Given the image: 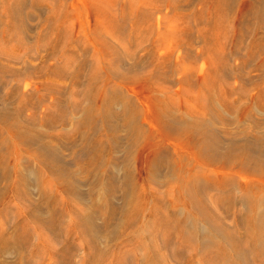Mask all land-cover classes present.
Returning a JSON list of instances; mask_svg holds the SVG:
<instances>
[{
  "label": "rangeland",
  "instance_id": "rangeland-1",
  "mask_svg": "<svg viewBox=\"0 0 264 264\" xmlns=\"http://www.w3.org/2000/svg\"><path fill=\"white\" fill-rule=\"evenodd\" d=\"M94 3H101L109 11L107 12L110 16L112 13V17L118 18L117 21L115 20L117 29L110 32L107 29L109 23L103 22V16L89 10L86 12V6L89 8ZM205 3V0H115L114 2H108V0H0V32H5V37L1 38L0 36V57H2V59L0 58V110L2 109L0 111V141H2L0 142V155L3 154L1 158L4 161L3 167L0 166V173L5 168L6 173L8 172V177L0 181V185L4 184L2 187L6 186L8 190L3 198L4 204L0 205V239L6 237L10 242V244L7 242L9 244L6 245L7 248H3L7 249L4 251L5 253L3 250L0 251V264H138V255L147 254L155 257L154 252H157V256L164 258L162 264L185 263L188 254H176L180 245L175 244L176 234L172 226L173 223L171 224V233L174 241L171 240V236L169 237L170 228H168L167 248L163 249L160 245L162 237L158 231L160 223L155 222L163 215H168L166 209L169 200L165 189L167 184L168 186L173 185L171 179L174 180L176 173H171L164 165L160 167L157 175H154L156 173H154L155 168L153 167L158 160L169 159L171 155L177 158L180 155L181 161L189 162V169L192 172L205 171L206 167L207 173L216 172L211 169L213 168L210 166L212 164L206 161L205 164L196 159L193 155V146H188L183 141L178 143L179 141L175 140L174 136L171 137V134L165 133V130L161 126L159 127L154 118L153 99L157 98L164 103L167 102L170 106L167 103L164 106L176 116L183 114L185 117H191L185 112V107H190V104H193L190 103V99L186 95L181 93L184 88L187 89L184 80L187 77L190 81L192 80V84L188 85L190 98L191 95L196 96L197 94L204 98L205 92L199 90L203 75L202 71L199 72V67L204 64L203 66L206 68L203 67V69L206 71L208 65L214 60L216 62L219 57L220 60L218 59L216 63L220 62L223 66L226 64L225 69L228 73L230 72V77H226L227 84L229 82V84L236 85V89L239 86L245 87L248 91V101L245 99L241 105H237L233 97L227 94L222 95V90L217 87V83L207 86L205 91L213 92L214 106L208 107L204 119L208 121V125L214 131L212 134L216 137L218 135V138L221 139L216 142L218 149L224 151L230 138L237 137L236 139L239 140L238 137L244 129H248L245 131L246 138H244L248 141L254 142L255 137L264 136V108L262 109L257 104L256 89L253 87L255 84L258 87V83L262 82L259 76L260 70H257L256 67L261 65L263 56L261 53L259 55L254 50L255 48H250L251 36H247L245 41L240 43L242 48L239 46L237 53L232 52L231 46H227L225 52L226 55L229 54L226 56L228 57L227 61H225L226 59L221 60V54L217 49L210 56L207 55L205 48L203 50V41L194 35L198 25L194 26L196 24L192 23V19H190L195 14L201 13L203 9L206 12L207 5ZM8 6L14 7L13 17L4 11ZM152 11L154 15L150 14ZM203 11L201 14L205 15L203 17H207ZM138 12L153 16L148 19L150 17L148 15L147 25L152 24L155 27V22L158 19L159 30L154 29L152 34L142 31V35L138 31L135 32V16L138 15ZM10 22L13 23V27L8 30L7 26ZM146 24L144 26H147ZM187 24H190L192 38L195 36L193 41L189 43L185 40L180 44H174L172 42L174 39L170 40L172 34L169 33L177 30L175 35H181L178 33L183 34L184 28L188 27ZM166 32L169 35L165 34ZM145 36L147 38H144ZM148 38L151 41L153 39L156 52H154L155 55L152 54L155 57H149V59L147 52L151 49V44L147 40ZM254 51L256 54H253ZM249 52H252L253 55L248 64L240 66L244 58L250 57ZM153 58L154 60H152ZM223 61L225 62L223 63ZM93 72L97 74L95 80H91ZM153 72H156L157 77L146 81V76H150ZM243 75L250 78L253 84L251 82L246 84L241 78ZM90 86L93 87L90 88ZM92 90L99 91L94 94ZM220 91L221 94H219ZM201 101L202 103L207 102L204 99ZM224 101L234 106L235 112L221 106ZM105 102H110L111 111L114 110L112 111L114 116L110 119L111 126L107 124L110 128L102 119ZM129 103L131 109L138 107V110L141 111L139 114L137 113L138 117L133 109V111H128ZM20 104L22 105L21 112L13 111V109L18 110ZM6 105L11 108L12 113L3 114ZM85 108H90L88 109L89 113L88 110L85 111ZM125 108L129 115L134 113L135 117L132 116L134 121L142 118L143 130L141 129L142 131L135 141L130 139V135L133 134L130 127L127 124L125 126L122 121ZM90 110L95 111L92 114ZM116 114H121V118ZM216 116L217 118L220 116V118L217 119ZM3 121H7V123ZM15 121L21 124L20 130H25L23 134L31 135L36 143L22 142V144L14 134L12 135L10 128H8L10 132L8 131V125L10 127V124ZM3 124L6 125V128ZM40 145L50 146L52 149L50 152L42 153ZM260 145H264V143L262 142ZM154 151H159L158 156ZM51 153H54V158L58 155L57 159L52 161L61 166L59 167L61 168V179L55 171L46 166V161L52 158ZM95 153L97 160H93ZM99 166L101 167L99 168ZM231 171L226 191L220 190L219 192L217 190V192L213 187L206 189V194L209 193L206 196L213 195L211 197L213 202H211V198H208L206 202L210 206H207L208 214L215 220L213 218L209 221L203 219L198 222V225L206 234L214 229V226L219 225L221 231H230L236 240L239 238L242 240L241 235L238 236L241 231L240 224H238L240 216L238 211L241 212L240 214H244L242 199L245 195L239 191V184L243 183L247 177H254L260 180V185L264 186V176L243 174L238 165L234 166ZM127 176L130 178L128 179ZM126 180L131 181L127 189L124 188L127 187ZM202 180L199 177L196 180L200 186L203 185ZM133 182H137L138 186L143 185L141 187L145 188L147 192L149 191L150 194L154 193L161 197L162 203L159 204L160 207L155 216H150L149 212L154 202L148 203L149 206L143 212L146 214L141 217V223H144L141 227L143 229L138 227L133 230L130 226V228H122L120 224L119 232L115 225L119 223V220L124 222V215L121 211L129 203L123 200V197L126 196L125 192L128 193V201L130 197L134 200L135 194H137L132 188ZM14 183H17V192H14ZM66 184L70 185L69 189ZM111 184H115V188ZM232 192L238 194L239 201L230 207L228 195ZM215 195H219L220 204L214 201ZM240 196H243L241 200ZM255 197L258 200L257 213L262 216L264 222V195L260 196L257 193ZM108 198L114 201V205H112L114 208L121 206V209L120 213L116 211L113 224L104 230L102 228L103 221L112 210ZM223 203L222 209L221 204L223 206ZM218 204L220 206H217ZM33 208L49 221L53 230L58 234L57 236H52L55 234L51 233L48 228L46 230L44 225V228L41 229L42 225H38L39 222L35 221L36 218H31L33 219L31 220L29 218L32 216L27 217L28 211ZM168 208L170 209V207ZM178 209L182 215H187L182 206ZM186 209L188 211V208ZM233 209L237 210V213ZM78 211L83 215H79ZM86 212L90 215L94 214V217ZM87 218H91L90 221ZM166 218L168 217L166 216ZM234 219H237L238 222L236 223ZM76 221L80 222L78 225L86 224L96 227L94 232L97 233L96 236L100 240L102 239L101 242L99 241L101 251L96 253L92 250L93 252H91L87 248L88 242L86 241L90 239L88 233L87 236L84 233L72 235L74 232L71 230H74L73 227L77 225L74 224V222L77 223ZM110 229L116 230L112 233ZM107 231L114 235L107 238ZM117 231L118 234H115ZM141 240L146 242V249L144 248L145 244L141 250L135 247ZM69 242L72 247L68 250ZM211 246L208 250L214 248ZM51 250H54L56 256L50 253ZM95 257L98 260H94ZM249 261L254 264L252 260Z\"/></svg>",
  "mask_w": 264,
  "mask_h": 264
},
{
  "label": "bare ground",
  "instance_id": "bare-ground-1",
  "mask_svg": "<svg viewBox=\"0 0 264 264\" xmlns=\"http://www.w3.org/2000/svg\"><path fill=\"white\" fill-rule=\"evenodd\" d=\"M110 1L114 2L115 0H108V2H110ZM205 2H206L205 4L207 5L206 12H205V9H203L204 11L203 10L202 11H203V13L207 14V17H203L205 15L201 14L202 13V11H201V13H197V14H195L194 16H192L190 18V19H192L191 20L192 23L196 24L194 26L198 25L196 27L195 34H194V31H193V34L196 37H198L199 40L201 39V41H203V46H204L203 50L205 48L206 53H208L207 55L210 56V54L214 53V50L217 49V51L220 52V54H221V58H222L221 60H225L226 59L225 61H227V59H228V57H226V56L229 55V54L226 55V53H225L226 49H227V46H231L230 49L232 50V52L237 53V52H239L238 51V47L240 46L242 48L240 43L244 42L245 38L247 36L248 37L251 36L252 42L250 44V48L251 47H252V49L255 48L254 50H256L259 53V55L261 53L262 56H263L262 60H261V65H260V63H259L260 66L257 65V67H260V68L258 69L256 67L257 70H260L259 76H260V79H261L262 82L258 83L259 84L258 87H257L256 84H255V86L253 85V87L256 89L255 97H256L257 104L260 105L262 107V109H263L264 108V0H205ZM175 4H176V2H175ZM205 6H204V8H205ZM156 7H154V8H156ZM89 8L86 6V12H88V10H89V11H92L94 14H99V15L103 16V18H102L103 22L106 21L107 23H109L107 25V29L110 32H113L115 29H117L115 20L117 21L118 18H116V16L112 17V13H111V16H110L109 13H108L109 11L106 10L105 9L106 7L104 8L103 5H101V3H99V4L98 3L97 4L94 3ZM4 11L7 13V15L9 14L11 17H13L12 14L14 13V7L10 8V6H8L7 8L4 9ZM150 14L154 15L153 11ZM150 14H144V12L143 13L138 12V15H136L134 13V16L136 15L135 16V18H136L135 20L136 21H135V24H134V26H136V30H134L135 32L138 31L140 33V35H142L141 34L142 31H143V33H144V31H146L149 34L152 31H154V29L155 30H159L158 29L159 28L158 27V19H157V21L155 20L156 22L154 21L155 22V27L152 24H148V25L146 24L147 17ZM134 16H132V17H134ZM210 16L212 17V19H211ZM151 17L153 18V16L150 15V17H148V19L151 18ZM150 23H152V22H150ZM12 24L13 23H11V22L8 24V26H7V28L9 27L8 30L13 27ZM144 24H146L147 26H144ZM189 25H188L187 28H184L185 31L183 32V34L182 33H178V34H181V35H175V32L177 30L176 31L174 30L175 32L172 31V33H169L170 35L172 34L170 36L171 39L170 38H168V39H170L171 41L174 39L172 42H174V44H176V45L180 44V42L181 43L185 42V40L189 41V43H191V41H193L192 39L195 36L192 38V31L190 30ZM184 29H182V30H184ZM182 30L181 31L179 30V32H182ZM114 34H115V32H114ZM165 34H168V33L166 32ZM136 35L138 36L139 34H136ZM0 36H1V38L5 37V32L1 31L0 32ZM148 37H150V36L148 35ZM144 38H147V36H145ZM144 38H142L143 42H145ZM147 40L151 44V49L148 50V52H147V54L149 55V56L147 55L148 59H149V57H155V56H152V54L155 55L156 52L154 50V41H153V39H152V41L149 38ZM148 41H147V43H148ZM155 45H158V44H155ZM148 48H150V47L148 46ZM248 50H246V52H248ZM218 52H216V53H218ZM251 53L249 52L250 57L248 59H245L243 57L244 60L241 61L240 66L241 65H243V66L247 65L248 62H249V59L252 57V55L256 54V52L253 53V54H251ZM244 56H245V54H244ZM246 57H248V56H246ZM0 58L2 59V57H0ZM218 59L220 60L219 57H218ZM152 60H154V58ZM217 60H216V62H218ZM225 61H223V63ZM7 62H9V61H7ZM216 62L214 60L210 65H208L209 67L206 69V71H204V69L206 68L205 66H203L204 64L203 65L201 64L200 67H199V72L202 71V74H203L201 76L202 82H200V83H202V85H201V87L199 86L200 87L199 90H202V91L205 92L203 94V96H205L204 98H201L200 94L199 95L197 94L196 96H194V95L192 96L191 95V98H190L189 97V95H190L189 92L190 91L188 89V85L192 84V80L190 81L189 77H187V76H186L187 78L184 80V84L187 86V89L185 90V88H184V90H185V91L183 90L184 93H183V91L181 93L183 95H186L190 99V100L189 99H187V100H189L190 103L193 104V105L190 104V107H185V112L187 114L191 115V117H185L183 114L181 116H176V115L172 114L171 112H169L166 109L167 107L164 106V105L168 104L167 102H166L167 103L166 104L163 101L158 100L157 98L153 99L154 105H155V107H154V114H155L154 118H155L156 122L159 124V127L161 126L165 130L164 131L165 133L171 134V137L174 136V139L175 140L177 139V141H179L178 143L183 141L184 143H186V145L193 146L192 147L193 148V155H195L196 159L200 160L201 162H203L205 164H206V162L212 164V165H210V164L209 165L213 166V168H211V169L215 170V172H216V173H214V171H213V174H211L208 171L210 174L207 173L206 172V168L207 167L205 168V171L203 170L201 172L200 171L192 172V170L189 169V166H190L188 164L189 162H186V160H182L181 161V159L179 158V156H180L179 154H181V153L178 154L179 156L177 158L172 157L173 155H171L170 156L171 158L166 159V160L164 159L165 161L164 160H158V162L155 163L153 168H155V172L154 173H156V174H154V175H157V172L161 169L160 167L164 166V165L167 166V168L170 170L171 173H173V174L176 173V177H175L176 179L175 178H174V180L171 179V181H173V185L172 186H168V184H167L166 185L167 187L165 189V194H167L168 200H169L168 207H170V209L168 207L166 209V211L168 212L167 213L168 215H166V216L168 218H166V216L163 215L161 218L156 219V221H155V222H159L160 223V227L158 228V231L160 232L159 234L162 237V239L160 241V245L162 246L163 249L167 248L166 247L167 246L166 243H167V238H168V235H167L168 234V228H170L169 237L171 236V240H173V235L171 233V229H172L171 227L173 226L174 229H175V234H176V237L174 238L175 239V244L176 245H178V244L180 245V248L179 249L177 248V250H176V254H181V255L184 254V253L188 254V255L186 254L187 255V259H186L184 264H205V263L206 264H216V263L217 264H251V262L249 260H252V262H254V264H264V222L262 220V216L257 213L258 200H256V197H255V194H257V193L260 194V196L264 195V186L259 184L260 183L259 179H256L254 177L253 178L252 177H250V178L247 177L246 179H244L245 181L243 183L239 184V187H240L239 191L243 192L242 194L245 195V197L240 196V200L243 197V199H242V201H243L242 202V204H243L242 211L244 212V214H240L241 212L238 211V215H240L238 217L239 222L237 221V219H234V221L236 220V223L238 222V224H240L241 228L240 227L239 228L241 229V231L238 233V236L241 235L240 237H242V240L240 238H239L240 240L239 239L236 240L235 236L230 231L229 232H226V230L225 231H221V229H220L221 227L220 228L218 227L219 225L218 226H214V229L209 231L208 234L203 233V231L200 229V227L198 225V222L203 221V219L204 220L206 219V220L209 221V220H211L213 218V217L211 218L210 214H208L209 213L208 207H210V206H208L207 202H206V201H208V198L210 199L211 197H213V195L212 196L208 195L209 197L206 196L207 194H209V193L206 194L207 190L210 189V188L212 189V187H213V189H216V191L219 190V192H220V190L221 191L225 190L226 186L229 185V181H228L229 180V176H230L229 174H232L231 170L234 168V166L238 165L240 170H241V173L243 172V174L246 173V174H248L250 176H252V175H258V176H261V177L264 176V145H260L262 142L264 143V136L255 137L254 138V142L248 141V140L244 139V138H246L245 131H247L248 129L247 130L244 129L243 131H241L240 137H238L239 140L236 139L237 137L236 138L234 137L235 139L230 138L228 143H227L226 149L224 151H221V150L218 149V146L216 144V142L218 140H221V139L218 138L219 137L218 135L216 137V136H214V134H212V133H214V131L211 130V127L208 125V121L204 119V117L206 116V115L204 116V114H206V111H207L208 107H211L210 105H213V103H214L213 98H212L213 97V92L210 91L208 93V92L205 91L207 89L208 85H213V84L217 83V85H218L217 87H219V89L222 90V95L227 94V95L233 97V100L236 102L237 105L238 104L241 105V103H243L242 101L245 100V99H246V101H248L247 100L248 99V91L245 89V87L242 86L243 88H241V86H239V88H237L238 89L237 90L236 89V85L229 84V82L227 84L226 77L227 78L230 77V72L228 73V71H226V69H225V67L227 65L225 64V66H223V64H221L220 62L219 63H216ZM203 67H204V69H203ZM153 73L150 74V76L147 75L148 77L146 76V78H145L146 81H147V79H151L152 77L153 78L157 77L156 72H153ZM58 74H57V76H58ZM55 75H56V73H55ZM96 76H97L96 72H93V76H92L91 80H95ZM234 77L236 78V76H234ZM241 78H243L242 80H244L246 84H249V82L252 83L251 79L246 77L245 75H243ZM251 83H250V85H251ZM91 87H93V86H90V88ZM95 92H94V94H95ZM197 92H200V91H197ZM219 94H221V91L219 92ZM219 94H218V96H219ZM94 96H96V95H94ZM91 97H92V95H91ZM253 97H251V98H253ZM4 99H6V98H4ZM107 99H109V98H107ZM201 99L202 100L204 99V101L207 100V102L206 103L205 102L202 103ZM109 103L110 102H105L104 103V113H103V118L102 119H103V121H104V123L106 125L109 124V126H111L110 125V123H111L110 119L114 116L113 112H112L114 110L111 111L112 105H111V103L110 104ZM21 104L18 105V107H19L18 110L17 109H13V111L15 110L16 113H17V111H19V113H20L21 112V108L20 107L22 106ZM91 104H94V103H91ZM112 104H113V102H112ZM160 104H162V105H160ZM130 106L131 105L129 103V107L127 106L129 108L128 111L133 109L134 111L133 110L132 111L136 112V116H137V113L139 114V112H141L140 110H138V107L137 108H135V107L133 108L132 107V109H131ZM168 106H170V105L168 104ZM221 106L225 107L226 109L232 110V111L235 110L234 106H232L231 104L226 103L225 101H224L223 105H221ZM244 106H246V105H244ZM90 108H88V109H90ZM97 108H96V110H97ZM99 108H100V106H99ZM247 108H245V109H247ZM85 109H86L85 111L87 112L88 109L87 108H85ZM112 109H114V108H112ZM126 109L127 108H125V110L123 112L122 121L125 124V126L127 124L130 127L131 131L133 132V134L131 132L132 136L130 135V139H131V141H135L137 139V137H139L138 135L143 130L142 129V125L143 124H142V120H141L142 118L140 120L138 118V120L134 121L133 120L134 118L132 119V116H134L133 115L134 113L133 114L130 113L131 115H129V113H127L128 111ZM176 109H178V108H176ZM3 110H4L3 114L4 113H9L10 114V113L13 112V111L11 112V108L8 107L7 105L5 106V108ZM247 110H249V109H247ZM93 111H95V110H92L90 113L93 114ZM217 112H218V110H217ZM88 113H89V110H88ZM175 113H176V111H175ZM18 114H16V115H18ZM94 115H96V113ZM120 115L121 114H118V115L116 114V116H119V118H121L122 115L121 116ZM140 117H141V113H140ZM4 118H6V117H4ZM17 118H19V117H17ZM216 118H217V116H216ZM218 118H220V116H218ZM7 120H9V119H7ZM221 120H222V118H221ZM103 121H101V122H103ZM3 122L7 123V121H3ZM3 122H1V123H3ZM82 124H83V122H82ZM4 125L5 124H3V126ZM109 126L107 125V127H109ZM104 127H105V125H104ZM5 128H6V125H5ZM8 128L11 129L12 135L14 134L19 139V142H21V143L22 142L23 143H32V144L34 142L36 143V140L33 139V137H31V135L28 136L26 134H23V132H25V130L24 131L20 130L21 129V124H19L18 122L15 121V123H11L10 127L8 125L7 129ZM24 129H25V127H24ZM130 129H128V130H130ZM8 131L10 132L9 129H8ZM169 134H168V136H170ZM2 140H3V138H2ZM0 142H2V141H0ZM51 149L52 148L50 146H41V152L42 153L45 152V151L46 152H50ZM154 152H155V155L158 156L159 151H154ZM2 155H0V166L3 167L4 161L1 158ZM47 156H49L48 153H47ZM51 156H52V158L50 157L51 160L49 159V161H46V166L50 170L55 171L57 173V175H59V178H60L61 168H59V167H61V166L54 164V161H52L58 155L55 156V158H54V153H51ZM164 157H166V156H164ZM181 157H183V156L181 155ZM58 158H60V157H58ZM154 158H157V157H154ZM93 160H97L96 153L94 155V159ZM56 162H58V161H56ZM92 163H94V162H92ZM208 163H207V165H208ZM201 165H203V164H201ZM191 166H193V165H191ZM100 167L101 166H99V168ZM201 168L204 169L202 166H201ZM5 170H6V168H5ZM5 170L1 171V173H0V181H1V179L3 181V178H7L8 177L7 176L8 172L6 173ZM182 171H183V173H182ZM63 172L65 173V171H63ZM56 173H54V174L56 175ZM241 173L239 172V174H241ZM215 174H220V175L216 176ZM233 174H234V172H233ZM129 175H130V173H129ZM198 177H199V179L200 178L203 179L202 180L203 181V183H202L203 185H201V186L196 181L198 179ZM62 178H63V176H62ZM129 178L130 177H128V179ZM98 180H100V179H98ZM127 180H126L127 187L126 186L124 187L126 189L129 187V184L131 182V181L129 182ZM19 181H20V179H19ZM112 184H111V186L113 188H115L114 187L115 184L114 185H112ZM263 184H264V182H263ZM2 185H4V184H2ZM2 185H0V205L4 204L3 203V198H4L5 194L8 191L6 186L2 187ZM138 185L139 184H137V182H133V187L132 188H134V190L137 192V194H135L136 197H135L134 200L130 199L131 198L130 197L129 201H128V193L125 192L126 196L123 197V200H124V202H126V203L129 202V203L126 204L127 206L124 208L123 211H121L123 213V215H124V217H123L124 218V222L122 220L121 221L122 223H121L120 220H119V223L117 225H115V228L117 227L118 231L120 230V224L122 225V228H124V227L130 228L131 227L133 230L137 229L138 227L141 228L142 225L144 224V223H141L142 222V218L141 217L142 216L144 217V214H146V213L143 214V212L145 211L146 207L149 206L148 203L151 202V201H153L154 204L152 205V208L149 210L150 216H155L158 213V210H159V207H160L159 204L162 203L161 200H160L161 197H159L158 195H156L154 193L150 194L149 191L147 192L145 190V188L141 187L143 185H141V186H138ZM66 186L69 189L70 185L66 184ZM107 186H108V184H107ZM17 187H18L17 183L16 184L14 183V188H15L14 192L18 191ZM19 187H21V186H19ZM227 189H228V187H227ZM210 191H212V190H210ZM210 191H208V192H210ZM24 192H26V191L24 190ZM108 192H109V190H108ZM22 194H27V193H22ZM229 194L230 195L227 194L228 195L229 206L233 205V203H237L239 201V196H238L237 193L232 192V193H229ZM132 195H134V194L132 193ZM25 197H24V199H25ZM212 199L213 198H211V200ZM220 200L221 199H220L219 195L216 196V198L214 199V201H216L219 204H220ZM211 202H213V200ZM108 203L111 205L112 210L109 213V215L105 217V219L103 221L102 228L104 230L108 229L109 228L108 226L109 225L111 226V224H113V220L115 219V215H116L115 213H117V212L120 213V209H121V206H119L118 208H116V207L114 208L112 206V205H114V201L111 198L108 200ZM219 204L217 206H220ZM180 206H182V208L186 211L187 215H182L180 213V210L178 209V207H180ZM221 207L223 209L224 203H223V206L221 204ZM186 208H188V211H187ZM33 209H35V208H33ZM33 209L28 211L29 214L27 215V217L32 216L29 219L36 218L35 221L37 220V222H39L38 225H40V226L42 225L40 227L41 229L44 228L43 227V225H44V226H46L45 227L46 230L48 228V230H51V233L53 232L55 234V235H52V236H57L58 234L53 230V228L49 224V221L47 219H45L44 217H42V215H39L40 212H38L36 209H35L36 211L33 210ZM52 212L55 213L54 211H52ZM83 213H84V211H83ZM86 213H88V212H86ZM233 214L237 216V214H235L234 212H233ZM79 215H83L82 212H79ZM88 215H90V214L88 213ZM88 215H87V217H88ZM93 215H90V216L92 217ZM96 215H97V213H96ZM78 218H79V216H78ZM234 218H235V216H234ZM90 219L91 218H87L88 221H90ZM31 220H33V219H31ZM82 220L86 221L84 219H82ZM92 220H93V218H92ZM213 220H215V219L213 218ZM77 221H79V220H77ZM78 223H80V222H77V223L74 222V224H77V225L73 227L74 230H71L72 232H74V234H72V235H75V233H79V234L84 233L86 235L88 233L90 235V239H88L89 241H86V242H88V247L87 248H89L91 252H93L92 250H94V252H96V253H98V251H101L100 248H99V244H100L102 239L100 240V238H98L96 236L97 233L94 232V229L96 230V227L95 226L92 227V226H89V225L87 226L86 224L82 226L81 224L78 225ZM94 223H95V221H94ZM172 223H173V225L171 226ZM92 224H90V225H92ZM168 224H169V227H168ZM70 227L72 229V226H70ZM140 228H139V230L143 229V228H141V229ZM68 230H70V229H68ZM97 230H98V228H97ZM115 230H113V231H115ZM71 231H69V232H71ZM113 231H112V229H110V232L113 233ZM118 231L115 234H118ZM110 232L109 231L106 232L107 238L110 235H111V237L114 235V234L112 235V233H110ZM173 232H174V230H173ZM22 234H23V232H22ZM68 234H70V233H68ZM20 236H22V235L20 234ZM70 236H71V234H70ZM68 237H69V235H68ZM55 238H57V237H55ZM8 239H6V237H4V239H3V237H2V239H0V242H1L0 243V248H2L0 251L3 250V252H4L5 250H7V249L4 250L3 248H5L6 245L10 244V242H8ZM22 240H24V239H22ZM66 241H67V239H66ZM7 242L9 244H7ZM141 242L137 243L135 245V247L137 249L141 250V248H143L144 244L146 243V242L144 243V241H142V240H141ZM71 243H72V240H71ZM16 244H19V243L16 242ZM210 245H212L211 246L212 248L214 247L213 249H210L211 251L208 250ZM71 247H72V244H70V242H69L68 250ZM144 248L146 249V244H145ZM147 248H149V247H147ZM73 249H75V248H73ZM205 251H207V252L204 254ZM3 252H1V253L3 254ZM87 252H89V251H87ZM174 252H175V250H174ZM50 253L55 255L54 250H51ZM156 253L157 252L153 253V255H155V257L149 256L147 254L143 255V256L138 255L139 258L137 259V263L138 264H158V263L162 264V263H164L163 262L164 258L162 256L161 257L157 256ZM59 256H60V254H59ZM92 257H93V255H92ZM94 260H98V258L95 257ZM253 260H255V261H253Z\"/></svg>",
  "mask_w": 264,
  "mask_h": 264
}]
</instances>
